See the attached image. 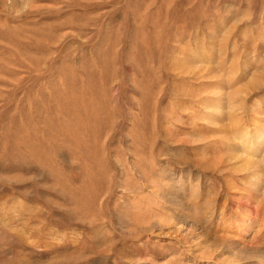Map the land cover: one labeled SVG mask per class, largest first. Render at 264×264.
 I'll list each match as a JSON object with an SVG mask.
<instances>
[{"label": "rangeland", "instance_id": "rangeland-1", "mask_svg": "<svg viewBox=\"0 0 264 264\" xmlns=\"http://www.w3.org/2000/svg\"><path fill=\"white\" fill-rule=\"evenodd\" d=\"M253 128L264 0H0V264H264Z\"/></svg>", "mask_w": 264, "mask_h": 264}, {"label": "bare ground", "instance_id": "bare-ground-1", "mask_svg": "<svg viewBox=\"0 0 264 264\" xmlns=\"http://www.w3.org/2000/svg\"><path fill=\"white\" fill-rule=\"evenodd\" d=\"M211 111V110H210ZM223 111H221L220 114H222ZM224 113V112H223ZM242 133V131H241ZM250 136H248V135ZM242 135L244 136V138L248 137L247 141L244 140V138L242 140H240L238 143H234L233 145H231L230 143V151H232L231 154H229V157L230 158H233L235 160H239L241 159V164H237L236 166H234V169H238L242 166H244V170L248 171L247 169H251L249 170L250 171V177L251 178V182H252V185L254 186V189L256 191L257 194L261 195V198L263 199L264 201V179H262V177L264 176V172L262 170V168H260L259 166V161H262L263 164H264V128L263 129H256V128H253L251 132H247V131H243ZM230 142V141H229ZM250 149H252L253 151H259V154L258 157L256 155V157L254 158H249L251 156H247V157H242V153L243 152H246L247 150H249L248 152H250ZM242 152V153H241ZM241 153V154H240ZM244 154V153H243ZM248 154V153H247ZM246 156V155H245ZM232 159V160H233ZM261 164V163H260ZM235 165V164H234ZM262 166V165H261ZM260 168V169H259ZM248 171V172H249ZM243 173V171H242ZM247 173V175H249ZM264 178V177H263ZM250 181V180H249ZM251 185V186H252ZM252 186V187H253ZM263 196V197H262ZM260 199V197H259ZM260 203V201L262 202V200H258ZM257 203V204H258ZM259 206V205H258ZM262 206V204H261ZM250 224V223H249ZM259 233V232H258ZM254 236H257L254 234ZM253 237V236H251ZM228 238V237H227ZM255 238H253L254 240ZM225 240V239H224ZM225 243V242H224ZM223 245V244H222ZM251 246V245H250ZM236 248V252H234L235 254H243L246 252V250H244L242 247H238V246H234ZM257 247V246H256ZM264 247V246H263ZM233 248V247H232ZM254 248V247H253ZM248 250V249H247ZM257 250V249H256ZM260 250V249H259ZM252 251V250H251ZM257 252V251H256ZM231 254V253H230ZM233 254V253H232ZM231 254V255H232ZM251 254V253H250ZM255 254V253H254ZM263 254V252H262ZM234 255V254H233ZM264 255V254H263ZM237 256V255H236ZM240 256V255H238ZM237 256V257H238ZM236 257V258H237ZM241 257V256H240ZM260 257V256H259ZM239 258V257H238ZM237 258V259H238ZM241 259V258H240ZM260 261L261 262H264V256L260 257ZM258 262V261H257Z\"/></svg>", "mask_w": 264, "mask_h": 264}]
</instances>
